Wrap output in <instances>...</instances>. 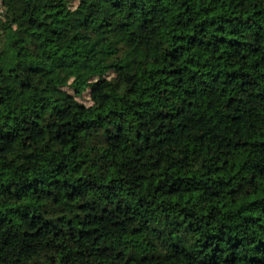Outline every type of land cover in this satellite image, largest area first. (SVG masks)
<instances>
[{
    "label": "trees",
    "instance_id": "16d2710c",
    "mask_svg": "<svg viewBox=\"0 0 264 264\" xmlns=\"http://www.w3.org/2000/svg\"><path fill=\"white\" fill-rule=\"evenodd\" d=\"M1 2L0 264H264V0Z\"/></svg>",
    "mask_w": 264,
    "mask_h": 264
},
{
    "label": "rangeland",
    "instance_id": "374dc122",
    "mask_svg": "<svg viewBox=\"0 0 264 264\" xmlns=\"http://www.w3.org/2000/svg\"><path fill=\"white\" fill-rule=\"evenodd\" d=\"M0 5H1V0H0ZM0 10H1V7H0ZM82 100L85 101V102H90L89 99H88V96H86V95L82 98Z\"/></svg>",
    "mask_w": 264,
    "mask_h": 264
},
{
    "label": "built area",
    "instance_id": "2783aa9c",
    "mask_svg": "<svg viewBox=\"0 0 264 264\" xmlns=\"http://www.w3.org/2000/svg\"><path fill=\"white\" fill-rule=\"evenodd\" d=\"M2 3V2H1Z\"/></svg>",
    "mask_w": 264,
    "mask_h": 264
}]
</instances>
